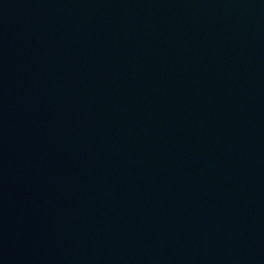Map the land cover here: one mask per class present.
I'll list each match as a JSON object with an SVG mask.
<instances>
[{"label":"water","instance_id":"obj_1","mask_svg":"<svg viewBox=\"0 0 264 264\" xmlns=\"http://www.w3.org/2000/svg\"><path fill=\"white\" fill-rule=\"evenodd\" d=\"M0 264H264V0H0Z\"/></svg>","mask_w":264,"mask_h":264}]
</instances>
